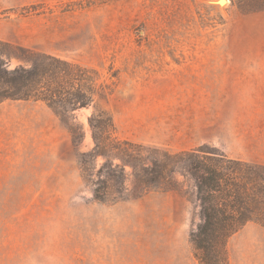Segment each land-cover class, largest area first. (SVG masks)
<instances>
[{"label":"rangeland","instance_id":"rangeland-1","mask_svg":"<svg viewBox=\"0 0 264 264\" xmlns=\"http://www.w3.org/2000/svg\"><path fill=\"white\" fill-rule=\"evenodd\" d=\"M217 1L0 0L9 69L30 66L18 48L47 54L89 70L93 90L67 113L76 143L42 102L0 104V264H200L193 181L175 173L169 190L138 175L142 161L182 152L190 73L264 64V0ZM100 112L113 126L100 137L118 150L109 158L94 154L89 119ZM226 254L264 264V228L248 223Z\"/></svg>","mask_w":264,"mask_h":264},{"label":"trees","instance_id":"trees-1","mask_svg":"<svg viewBox=\"0 0 264 264\" xmlns=\"http://www.w3.org/2000/svg\"><path fill=\"white\" fill-rule=\"evenodd\" d=\"M12 48V45L0 41V104L4 101L42 102L76 143V126L68 122L67 113L92 103L91 83L84 76L89 70L51 55L30 53L18 47L31 55L28 58L30 66L9 69L6 58L10 55L8 49ZM89 125L95 156L109 158L118 152L114 143L107 137H100L98 132L112 129L108 116L102 112L94 114ZM142 162L138 181L146 187L161 186L170 190L171 176L175 173L193 181L200 222L190 232L189 240L194 258L200 264H227L226 243L230 237L248 223L264 228V166L231 159L221 150L206 145L177 153L163 151L161 157L150 160V165ZM117 177L122 178L121 171ZM104 195L96 191L94 199L105 202Z\"/></svg>","mask_w":264,"mask_h":264},{"label":"crops","instance_id":"crops-1","mask_svg":"<svg viewBox=\"0 0 264 264\" xmlns=\"http://www.w3.org/2000/svg\"><path fill=\"white\" fill-rule=\"evenodd\" d=\"M189 80L180 150L207 144L264 166V64H207Z\"/></svg>","mask_w":264,"mask_h":264},{"label":"water","instance_id":"water-1","mask_svg":"<svg viewBox=\"0 0 264 264\" xmlns=\"http://www.w3.org/2000/svg\"><path fill=\"white\" fill-rule=\"evenodd\" d=\"M227 1L226 0H218L216 2V4L219 6V7H222V3L225 4Z\"/></svg>","mask_w":264,"mask_h":264},{"label":"bare ground","instance_id":"bare-ground-1","mask_svg":"<svg viewBox=\"0 0 264 264\" xmlns=\"http://www.w3.org/2000/svg\"><path fill=\"white\" fill-rule=\"evenodd\" d=\"M222 5H223V3H222Z\"/></svg>","mask_w":264,"mask_h":264}]
</instances>
